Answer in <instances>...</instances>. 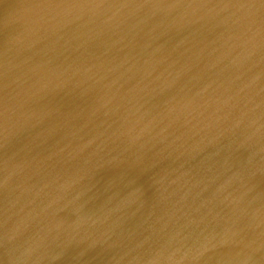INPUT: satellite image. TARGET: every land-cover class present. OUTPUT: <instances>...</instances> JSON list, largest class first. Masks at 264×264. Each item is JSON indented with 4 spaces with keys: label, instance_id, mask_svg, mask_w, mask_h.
Segmentation results:
<instances>
[{
    "label": "water",
    "instance_id": "obj_1",
    "mask_svg": "<svg viewBox=\"0 0 264 264\" xmlns=\"http://www.w3.org/2000/svg\"><path fill=\"white\" fill-rule=\"evenodd\" d=\"M4 90L41 123L0 131V264L264 256V0H0ZM168 213L194 254L147 219Z\"/></svg>",
    "mask_w": 264,
    "mask_h": 264
},
{
    "label": "bare ground",
    "instance_id": "obj_2",
    "mask_svg": "<svg viewBox=\"0 0 264 264\" xmlns=\"http://www.w3.org/2000/svg\"><path fill=\"white\" fill-rule=\"evenodd\" d=\"M56 48H58V47H56ZM55 49L53 50V45H48L46 47L44 53H50V54H52L53 51H55ZM12 50H14V49H11V52L9 53V55H11V56L14 55V53L12 52ZM57 55L58 54H55L54 57H56ZM61 68H62V66H61ZM8 89L10 90V88H8ZM13 100H15V95L13 93H11V92H8V91H5L4 90L0 94V103L3 104V106L5 104V106H7V108H8V110H5L4 107H2L0 105V131L6 130L7 129L8 121L10 122V118L12 117V115L13 114H16L17 115L18 113H20V125H22V127H24L25 130H29V127H33V125L36 124V123H41V122H34L33 123V121L35 120L34 119L35 117H34V115H31L30 116L29 115L30 111L27 110L30 106L20 107V105L18 104V102H14ZM37 106H39V105H37ZM61 110H63L62 107H59V109L56 110V113L52 111L51 114H52L53 119L55 120L57 126L60 125L61 127H63V124L61 123V120H60V113H59V112H61ZM39 112H37V114L39 116H42V114L40 115ZM256 119H257V124L262 127L264 125V118L262 117V118L258 119L257 116H255L254 117L255 122H256ZM15 122L16 121H14L12 124H15ZM47 128L49 129V126ZM30 141L31 142H34L35 141V138H30ZM17 142H18V140H17ZM31 142H29L28 144H30ZM194 153H195V150H193V148H191V146L186 145V147H185V162H186V165H188V168L189 169H192V167H191L192 166L191 165V161L193 160ZM38 166H39V168H42V162L41 161H38ZM263 166H264V164H263ZM0 169H3V168H0ZM0 177H4L3 171H1V170H0ZM53 180H52V186H54ZM58 185L60 187H63L62 182H59ZM171 185L173 186V189L176 190L177 185L175 183H171ZM181 188H182V185L180 184L179 187H178V189H177V192H180V189ZM142 190L145 191V192H149L150 191V186L147 183H145L142 186ZM221 194H222L223 197H225L223 195V193H220L218 197H222ZM228 201H230L232 203H235L236 202L233 198H229V197H228ZM165 202L166 201L164 199L162 203H165ZM17 206H19V204H17ZM108 207H110L109 204H107V207L106 208H103L102 209V212H101L102 213V217L107 216L108 210H109ZM135 212H137V210H135ZM166 217L169 218V223L168 224H160L162 222H160L159 218L148 217L147 219L152 222V224L154 225L153 227L155 229H157V230H159L160 228L162 230L164 228L168 232H169V230H172V233L169 234L170 239L173 236H179L177 234V232L180 233V235L183 237V245H190L193 248V252L190 255L194 254L195 253L196 246L198 245V243L196 242V238L198 237L197 234H196V229H197V225H198L197 222H194L193 218H191V220L188 223L184 224L178 230H176V232H174V230H175V223H176L173 220L174 216L171 213H168V215ZM212 219H213V216L212 215H209L207 217V220H212ZM107 220L101 221L100 224L101 225H105V223H106ZM119 221H123L124 222L123 226L126 227L127 231L130 230L129 214L126 215L125 219L124 218H115L112 222H109V223L114 224V225L120 227V222ZM27 226H33V223H29L25 227H27ZM258 227H259L260 233L261 232H264V224L261 223V224L258 225ZM17 228L19 230H21V227L20 226H18ZM210 232H212V231H209V232H207L205 234H202V235L204 237H209ZM254 235H255V233L253 232L251 234V236H254ZM261 236H263V235H261ZM217 237L218 238H224L226 240V238L224 236H222V235H219ZM9 240L12 241L13 238H11ZM173 242L174 243H170V249H169V252L172 255L166 257V259H169L168 260L169 263L166 262L165 264H182L181 262L183 260H185V258H181V256H177L179 258L178 259L175 256V253H176L175 251L179 247L180 241L179 242H175V240H174ZM92 245H93V243L91 242L90 243V246H92ZM256 245L258 246V249H255L252 252L249 251L248 254L239 253L240 252V249L238 251L234 247L231 248V253L233 252V254H235L236 256H238L245 264H253V262L256 259L257 260H260V259H262L264 257L263 255L260 254L261 253V251H260V244H256ZM201 248H203L205 250H208L207 246L205 247L204 245L201 246ZM235 251H238V254L239 255H237ZM190 255H187V256H190ZM191 260H192V257H190L189 258V261L191 263H193L195 261V260L194 261H191ZM194 264H197V261H195Z\"/></svg>",
    "mask_w": 264,
    "mask_h": 264
}]
</instances>
